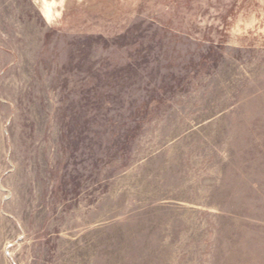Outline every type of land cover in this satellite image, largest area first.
I'll list each match as a JSON object with an SVG mask.
<instances>
[{
  "label": "rangeland",
  "instance_id": "374dc122",
  "mask_svg": "<svg viewBox=\"0 0 264 264\" xmlns=\"http://www.w3.org/2000/svg\"><path fill=\"white\" fill-rule=\"evenodd\" d=\"M0 264H264V0H0Z\"/></svg>",
  "mask_w": 264,
  "mask_h": 264
}]
</instances>
